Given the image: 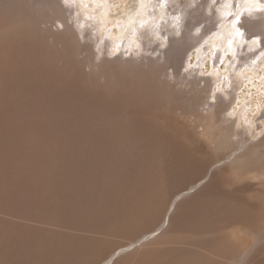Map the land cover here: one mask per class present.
I'll list each match as a JSON object with an SVG mask.
<instances>
[{
  "label": "bare ground",
  "instance_id": "obj_1",
  "mask_svg": "<svg viewBox=\"0 0 264 264\" xmlns=\"http://www.w3.org/2000/svg\"><path fill=\"white\" fill-rule=\"evenodd\" d=\"M66 1L70 4H64L63 0H0V74L2 75L0 76V139L21 141L26 137L24 134L27 131H36L43 136L52 135L53 132L57 133L60 139L57 155L61 158L59 159L61 171L55 174V178H58L56 185L59 189L62 183L70 181L68 176L78 174L73 172L77 169L90 175L97 173L100 168L105 170L106 179H110L112 185L116 187L114 189L116 203L102 214L103 225L105 224L112 230L115 229L114 231L117 229L125 234L134 235L135 239L130 243L127 242L129 244L124 243L114 247L109 244L112 248L106 250L104 258L98 264H123L126 258L118 259L121 254L130 251L132 247L135 248L137 245L152 240L161 233L169 221L168 214L161 222L156 224L154 222V217L166 203L164 185L168 177L162 175V171L159 173L156 170H148L146 165L137 161L138 152L148 154L159 144L168 146L171 155L180 162L173 167V171L177 168L181 169V164L184 162L190 159L192 161V157H195L194 150L183 141V138L187 136L184 134L187 127L180 123L181 119L176 118L174 113L180 106L184 113L190 109L195 110V113L190 110L192 114L194 113L193 115L187 112L190 113L189 117H194L193 127L197 130L201 122L212 119H207L209 117L202 119L201 116L205 111L201 115L198 110L210 104V98H214L212 92L214 83L212 84L211 81L221 80V75L215 71L213 72L214 79L206 82L204 86H201L203 79L195 77L190 79L189 88H183L179 82L172 83L165 78L167 69L174 67L179 72L183 55L189 54L197 47L196 53L200 56L198 45L201 43H208L207 50L218 44L226 47V44L231 42L232 36L239 34L242 30L255 32L254 35H256L258 30H262L264 19L255 20L245 16L243 24L228 25V21H232L235 16L227 20V14L224 13L223 18H219L216 23L210 19L213 23L210 22L209 25L207 23L202 34L192 39V33L209 19L205 20V13L202 15L197 13L199 21L195 20L193 13L197 8H193L194 11L189 13L185 22L181 38H168L166 62L161 63L158 60L159 63H157L154 62L155 58L153 61L150 57L146 64L143 63L145 68L140 64L143 60L138 62L143 67L139 69L143 75L139 73L142 78L140 76L141 79L138 81L136 77L137 82H133V75L131 76L134 67L133 54L126 58L124 56L133 51L138 54L142 45L146 49L147 45L141 42V37L149 39L151 35H154L160 37L161 44H165L166 36L170 31L162 32L165 25L155 27L154 24L168 16H176L178 8L173 10V7H178V5L181 7L182 1L173 0V6L168 10L158 9L151 12V9L156 7L155 0H130L125 14L113 22L112 18L110 19L114 13L113 0ZM214 1L203 0L201 5L210 9ZM244 1L245 4L241 9L243 7L264 8V0ZM225 2L226 0H218L217 4L222 5ZM77 13L78 27H75L76 25L70 23V18ZM257 15L264 17V12H259ZM151 18L153 21L150 20ZM110 22L112 23L109 24ZM146 24L147 27H145ZM213 32L217 34L209 38ZM247 39L249 40L248 37ZM59 43L62 44V48ZM253 46H257V40L254 41ZM156 50L159 49L156 48L153 52ZM117 52L119 54H116ZM58 55L64 57L63 65L58 64L63 59ZM262 62L264 63V59ZM115 63L123 64L120 65L123 68L127 65L126 71H132L129 77H123L125 72L121 73L122 76L119 74L121 76L119 77L120 72L117 73L113 68ZM112 68L114 71L112 74L106 73ZM102 77L104 81L107 78L105 82L101 80ZM236 83L234 80L232 85L234 92L238 88V83ZM121 85L126 86L125 90L120 89ZM14 89L24 93L28 99L23 102L21 100V102L19 100L14 102ZM207 90H209V95L206 97L203 93ZM233 91L225 92L229 98L225 99L220 96L216 102L214 101L215 104H210V111H213L216 106L219 107L220 117L223 115L224 122H227L225 112L229 111L231 104L234 103L235 95L231 96ZM143 101L145 107H136L133 110V105L139 106ZM167 102L175 107L178 106L168 116L160 110V107ZM15 107L23 108L25 114L20 113L21 109ZM123 108L127 111L125 115L127 121H124L126 119L120 120ZM42 109L49 110L47 113L52 126L45 128V126L36 125L35 115L41 113ZM63 116H66V119ZM217 122L219 123V118ZM224 128L229 132L233 131L230 126ZM205 129L201 131L204 132ZM230 134L232 136L228 141H232L233 133ZM228 141H223L222 149L230 147ZM244 143L243 140H235L234 144L237 148L231 149L225 161L218 160L217 166L231 161L241 149L244 150L246 147ZM197 145L194 148L198 150ZM126 147L129 149L131 160H126L123 166L118 164L116 166L115 157L122 148ZM4 149L11 150L8 146L0 145V161ZM123 150L122 152H125ZM216 163L210 164V161L208 163L197 160L195 166H189V170L185 168L187 172L190 171L186 179L192 181L194 177L197 178L203 174L208 167L211 170ZM0 171H2L1 168ZM71 172L72 175H70ZM1 178L0 213L10 212L7 206L12 205V202L32 204V207L39 203L38 199L29 197L31 189L24 183L9 180V176L6 175ZM85 178L89 177L85 176ZM221 179L216 177L210 186L201 190L190 200L184 201L173 216L172 230L179 233L193 231L202 234L201 250L196 253L197 255L187 256L186 251L190 248L180 246V243L175 244L181 242L179 240L181 235L177 234L163 236L158 241L163 245L157 244L156 247L147 248L138 255V258L136 256L133 264H264V197L253 201L252 198L246 196L247 194H244L253 186L244 185L227 189L223 187ZM18 195L20 197H17ZM175 201L176 199L172 202L171 209ZM121 223H124V226H121ZM149 225L152 227L146 230L145 228ZM232 227L243 230L249 237L240 238L234 235L232 231H229ZM3 230L9 232L10 239L4 242L0 239V264H43L41 255L33 252L32 240L34 239L30 226L0 219V233Z\"/></svg>",
  "mask_w": 264,
  "mask_h": 264
},
{
  "label": "rangeland",
  "instance_id": "obj_2",
  "mask_svg": "<svg viewBox=\"0 0 264 264\" xmlns=\"http://www.w3.org/2000/svg\"><path fill=\"white\" fill-rule=\"evenodd\" d=\"M63 1V3L66 5L70 4L66 0ZM113 1L114 13L112 16H110V19L112 18V22L115 19H119L121 15L125 14L130 0ZM180 1H182L181 7H179L180 5H178V7H173V10H176V8H178V13L176 16H168L166 19L159 21L157 24H154L155 27H161L164 24L165 27L163 28L162 32L170 31L166 36L167 42L165 44H161L160 37H155L154 35H151L149 39L141 37V42L146 43L147 45L146 49L142 45L141 51L138 54H135L133 51L126 54L127 56H124V58H126L129 57L130 54H133V66L138 70L133 67V73L132 71H130L132 73L131 74L130 72H128L129 70L126 71V69L128 68L127 65L126 69V66H124V68L121 66V69L120 65L123 64L115 63L113 68L117 73L120 72L118 73L119 77L122 76L121 73L125 72L123 77H129V75L131 74V76L133 75V82H135L136 80L139 81V79H141L143 75L141 73V70L139 69L142 66H145L143 65V63L146 64L148 62V58L152 57L153 61L155 58L156 60L154 62L157 63L166 62L167 55L165 56V53L167 51V48L169 47L168 38H181L185 29V22L189 17V13L193 12L195 8H197L198 10L193 13L194 18H196L195 20L199 21L197 13H199V15L205 13V20L207 18L209 19L203 22L201 26L192 33V39H196L202 34L203 28L207 23L208 25L213 22L216 23L219 18H223L224 13L227 14V20H229L231 16H235L232 21H228V25L239 26L240 24H243V17L245 16H249L251 17V19L255 20L264 19V17L257 15V13L259 12H264V8L262 7L254 9L243 7V9H241L245 4L244 0H230V4L228 3V0H226V2L222 5H218V0H215L211 3L212 5L210 9H206L205 6L201 5L203 0ZM154 2L156 3V7L155 9H151V12L158 9L168 10V8L173 6V0H155ZM77 18L78 13L70 18V23L76 25L75 27H78L76 24ZM210 19H212L213 22H211ZM150 20L153 21V18H151ZM112 22H110L109 24H111ZM147 24L145 25V27H147ZM59 27L62 28L61 25H59ZM261 29L262 30H258V35L256 34L257 37L256 35H254L255 32H249L248 30H242L239 34H234L230 40L231 42L229 44H226V47H222L221 44H218L217 46L213 45L210 49L206 50L208 43H201L200 45H198L200 46V56H197V47L189 54L185 53L183 55L184 58L181 64L182 66L181 68H179V72H177L176 68L174 67H169L167 69L165 78H168L172 83L179 82L180 85L182 84L181 86H183V88H189L190 86L188 85L191 81L190 79L195 77H197L198 79H203L201 82V86H204L206 82L214 79L213 72H218V74L221 75V80L218 82L213 80L211 81L212 84L214 83L212 88L214 98H210V104H215L218 97L220 96L225 99L229 98L225 92L233 91L232 85L233 81L235 80L238 83V88L235 90L236 92L233 91V95L231 94V96L235 95V104H231L232 106L230 105V110L225 112V115L228 119H226L225 121L227 122L223 121V115L222 117H220L221 113H219L218 106L214 107L213 111H210V104L205 105L204 107H200V110H198L199 114L202 115L205 111L204 115L201 116L202 119H206L207 117H209L207 119H212L208 121L205 120V122H201L202 124L200 125L198 124V122H196V124L199 125L197 130L193 127V123L195 122L194 117H189L191 111H194L195 113V110L190 109L191 111L187 110L190 113H188L187 111L186 113H184L182 107L180 106L179 109H177L178 111L180 110L178 112L175 111L176 109H174L178 108V106L175 107L170 102H167L161 106L163 110L160 107V110L167 116L175 111L174 116L178 119L180 118V123L184 125V127H187L184 133L187 134V136L186 138H183V141L188 144L187 146H189L190 149L194 150L195 157H192V161L190 159L181 164V169L177 168L176 170H174V172L173 167H176L180 162H178V160L171 155L170 148L168 146L167 148L165 145L159 144L158 146H155V148H153L148 154L144 152L140 153V151L138 152V155L136 157L137 161H140L144 166L146 165L145 167L148 170H156L159 173L162 171V175L168 177V179L166 180V184L164 185L166 206L164 205V207L156 214V216L154 217V222L155 224L161 222L168 214L169 221L161 230V233L155 236L152 240L137 245L135 248L132 247L130 251L121 254L118 259L126 258L124 260L125 263L123 264H133L136 260V256L138 258V255L144 252L147 248L154 247L157 244L159 246L163 245L161 243H158V241H160L163 236H173L177 234L181 235V237L179 238L181 242H176L175 244L178 245L180 243V246L190 248L189 251H186L187 256L193 257L197 255L196 253L201 250L200 241L203 237L202 234L195 233L193 231L179 233L178 231L171 229V224L173 216L175 215L178 207H180V205L184 201L190 200L201 190L210 186L216 179V177H219V179L222 178L221 182L223 184V187L227 189L244 185L253 186L251 190L244 192V194H247L246 196L252 198L251 200L253 201L260 200L261 197H264V63L262 62V60L264 59V24ZM142 31H144V29ZM216 34V32H213L209 35V38L215 36ZM247 37L249 38V40L247 39ZM255 40H257L256 47L253 46ZM60 46L62 48V44ZM156 48H158L159 50L153 52ZM113 51H115V49H113ZM116 54L119 53L117 52ZM58 56H60V58H63L62 62H58V64L63 65L64 57L61 55ZM158 60L160 61L158 62ZM138 62H142L140 63L142 64V66L139 65ZM113 68L109 69L106 73L112 74V72H114ZM116 72L115 74L117 75ZM139 73L142 75H139ZM0 76L2 75L0 74ZM101 80L105 82L104 78ZM120 87V89L122 90H125L126 88V86L124 85H121ZM18 91V89H14V102H18V100L19 102H23L25 101V99H28L24 93ZM104 91H106V89ZM203 95L207 97L209 95V90L205 91ZM133 107V110L136 109V107H145L144 101L141 102L139 106L133 105ZM15 108L19 109L17 107ZM125 108H123L122 112L120 113L121 121L126 119L125 115H127V111L125 110ZM20 109V113L25 114V110L21 107ZM216 110L218 111L216 112ZM48 111L49 110L45 111L44 109H42L41 113L35 115V121L37 123L36 125H40L41 127L45 126V128L52 126L51 120L49 119V115L47 113ZM193 114L191 113L190 115ZM186 116L187 119L189 118L190 120H187ZM63 118L66 119V116H63ZM218 118L219 123L217 122ZM124 121H127V119ZM207 124L210 128L206 126ZM227 126H230L231 131H233L229 132V130L227 129L229 132L228 133L227 130H225L226 128H224ZM203 128H206L207 130L205 129L204 132H202L201 130H203ZM53 133L54 134L49 136H43L41 133H38L36 131H27L24 134L26 137L21 141H6L0 139L1 146H8L11 149H4V151H2L1 153L2 160L0 161V163L2 164H0V168L2 169V171H0V174H2L0 175V186L2 179L1 177H3L4 175L9 176V180L15 182L19 181L24 183L26 187L28 186L31 189V196L29 195V197L38 199L39 202L36 206L33 205L34 207H32V204H30V206L26 203H18L17 201L14 203L12 202V205L7 206L10 212H7L5 214L0 213V219H7L8 221L12 220L15 222H19V224L22 225H28L32 228V235L34 239L32 240L34 246L32 249L33 252L41 255V257L43 258V264H86V262L87 264H98V262L102 258H104V254L106 253L107 249L112 248V246H118L127 242L130 243L135 239V236L129 235L128 233L125 234L120 230L117 231V229L116 231H114L115 229L112 230L105 224L103 225L102 214L105 213L109 207L116 203V196L114 191L116 187L112 185V181H110V179H106L104 173L105 170H103L102 168H100L97 173H94V175H90L85 171H83L82 173V171L78 170L75 167L77 171L73 172H77L78 174H76V176H68V180L70 181H65L64 183H62V188L60 187L59 189V186L56 185L58 184L56 183L58 178H55V174L61 171L59 161V159L61 158H59V155H57V152L59 151L58 146H60V139L57 133ZM230 133H233V137L231 138L232 141H228V139H230V136H232ZM225 138H227V140ZM235 140H243L245 142L244 144L246 147L244 148V150L241 149V151L234 158H232L231 161L217 166L216 162L218 160L223 159L225 161V157L230 154L231 149L237 148L236 144H234ZM223 141H228V145H230V147H223L222 149L221 146L224 145ZM190 142H192V144ZM196 145L198 146V150L197 148H194L196 147ZM257 146L259 147L257 148ZM165 147L168 151L165 149ZM1 149L3 148L1 147ZM139 149L140 148H138V150ZM252 149L256 150L257 152H253ZM122 150L125 152H122ZM249 153L250 156H248ZM115 158L116 166L117 164L123 166L126 160H131L129 149L127 147L122 148ZM197 160L208 163L210 161V164H216L214 165V167H212L211 170H209L208 167L203 174L199 175L197 178L194 177L192 181H189L186 179L188 178L187 174L190 173V171L187 172V169L189 168V166H195L197 164H195ZM72 174L73 173L71 172L70 175ZM85 176L89 177L90 179L85 178ZM88 180H90V182H88ZM80 185L83 186L81 187ZM102 186L106 189H103ZM254 189L256 190V192ZM111 190H113V192ZM108 192L111 194H109ZM47 193L50 195H48ZM17 197L20 196L18 195ZM175 199V204L171 209L172 202H174ZM28 201L31 203L30 199ZM23 205H26L27 207ZM13 208H15V211L12 210ZM92 208H94V210ZM120 225L124 226V223H121ZM151 227L152 226L149 225L145 229L147 230ZM229 231H232L234 235H237L240 238H247L248 236L246 232L238 228L232 227ZM8 235L9 232L3 230V232L0 233V237H2L0 238L1 241L2 239V242H4V240H9L10 237ZM109 244H111L112 246H109ZM77 246L80 247L78 248ZM206 252L209 253L208 251Z\"/></svg>",
  "mask_w": 264,
  "mask_h": 264
}]
</instances>
